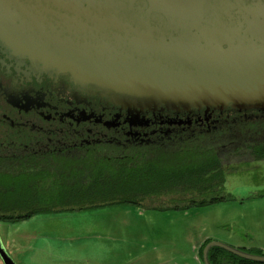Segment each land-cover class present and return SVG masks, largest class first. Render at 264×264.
<instances>
[{"label": "water", "instance_id": "obj_1", "mask_svg": "<svg viewBox=\"0 0 264 264\" xmlns=\"http://www.w3.org/2000/svg\"><path fill=\"white\" fill-rule=\"evenodd\" d=\"M0 44L129 110L264 112V0H0Z\"/></svg>", "mask_w": 264, "mask_h": 264}, {"label": "flooded vegetation", "instance_id": "obj_2", "mask_svg": "<svg viewBox=\"0 0 264 264\" xmlns=\"http://www.w3.org/2000/svg\"><path fill=\"white\" fill-rule=\"evenodd\" d=\"M137 112L0 44V172L9 167L17 173L54 175L68 164L124 166L156 158L161 147L175 151L176 144L199 136L223 138L225 128L232 131L230 142L201 144L210 145L228 170H237L247 159L226 161L264 147V113L259 111L158 109L139 118ZM242 129L252 134L242 135ZM61 175L52 180L60 181Z\"/></svg>", "mask_w": 264, "mask_h": 264}, {"label": "rangeland", "instance_id": "obj_3", "mask_svg": "<svg viewBox=\"0 0 264 264\" xmlns=\"http://www.w3.org/2000/svg\"><path fill=\"white\" fill-rule=\"evenodd\" d=\"M231 132L225 128L223 138L213 134L195 141L220 146L230 142ZM235 158L225 164L249 163L243 167L248 172L227 176V192L236 201L186 211L120 205L40 214L0 222V240L15 264H204L208 242L264 254V196L248 199L264 194V162L250 155Z\"/></svg>", "mask_w": 264, "mask_h": 264}, {"label": "trees", "instance_id": "obj_4", "mask_svg": "<svg viewBox=\"0 0 264 264\" xmlns=\"http://www.w3.org/2000/svg\"><path fill=\"white\" fill-rule=\"evenodd\" d=\"M203 144L197 141L176 144L175 151L161 147L156 158L124 166L68 164L63 172L55 171L54 175L50 171L39 175L17 173L4 167L0 172V222L16 223L40 214L120 205L186 211L236 201L227 192V176L248 172L243 168L248 164L228 170L209 150L210 145L203 147ZM251 157L256 162L264 161V147H257ZM60 175V181L52 180L53 176L59 178ZM249 253L264 256L259 250ZM201 258L203 260V254ZM209 260L211 264H256L218 248L210 251Z\"/></svg>", "mask_w": 264, "mask_h": 264}, {"label": "crops", "instance_id": "obj_5", "mask_svg": "<svg viewBox=\"0 0 264 264\" xmlns=\"http://www.w3.org/2000/svg\"><path fill=\"white\" fill-rule=\"evenodd\" d=\"M250 249H252V248H250ZM263 252H264V249H261Z\"/></svg>", "mask_w": 264, "mask_h": 264}]
</instances>
